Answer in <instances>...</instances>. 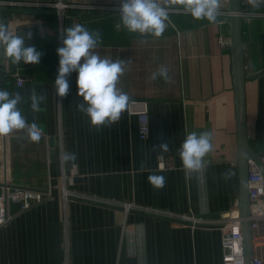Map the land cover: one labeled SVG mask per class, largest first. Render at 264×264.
Returning a JSON list of instances; mask_svg holds the SVG:
<instances>
[{
	"label": "crops",
	"instance_id": "1",
	"mask_svg": "<svg viewBox=\"0 0 264 264\" xmlns=\"http://www.w3.org/2000/svg\"><path fill=\"white\" fill-rule=\"evenodd\" d=\"M241 2L244 13L264 12V3ZM170 18L172 24L156 38L129 32L118 11L70 9L62 26L53 11L11 13L12 33L28 36L24 30H30L26 43L43 56L35 65L0 56V84L18 86L16 72L39 83L34 88L44 102L36 118L45 130L38 143L23 130L0 136V188L19 185L52 193L22 212L12 205L14 218L0 228V264H223L220 226L239 209L230 23L177 13ZM242 22L248 135L264 154V16L243 15ZM75 24L99 34L94 51L101 58L131 61L117 88L148 101L147 139L140 138L138 117L128 109L118 123L92 127L77 108L83 98L77 95L75 72L69 94L56 95V50L63 46L58 37ZM162 65L168 67L169 83L150 79ZM205 131L213 134V151L202 170L186 176L178 149L187 133ZM164 142L166 152L158 147ZM63 152L75 153L76 160L62 165ZM63 169L74 177L69 189L77 195L66 213ZM153 174L165 177L162 189L149 183ZM129 204L136 206L126 212ZM137 207L192 213L206 223L193 225Z\"/></svg>",
	"mask_w": 264,
	"mask_h": 264
},
{
	"label": "clouds",
	"instance_id": "2",
	"mask_svg": "<svg viewBox=\"0 0 264 264\" xmlns=\"http://www.w3.org/2000/svg\"><path fill=\"white\" fill-rule=\"evenodd\" d=\"M221 3L222 0H163V3L161 0H121L119 14L129 32L160 38L168 27L170 9L179 11V5L184 14L215 23L220 15ZM249 3L258 7L264 0H249ZM27 39H31L30 34H13L8 24L0 23V46L6 60L16 65L21 62L40 64L43 52L35 45H28ZM100 42L98 33L94 35L81 24L67 27L62 33L63 46L56 50L59 69L54 81L56 95L65 98L70 90V75L74 72L78 74L77 95L83 100L77 104V108L89 117L91 126L97 129L118 123L132 102L127 93L117 88L120 76L131 61L101 58L94 51ZM159 78H163L166 83L171 81L167 66H160L150 77L152 81ZM30 99L31 111L35 112L39 107L38 97L33 94ZM22 100L19 92L13 95L6 89H0V136L23 130L31 142L38 143L41 140V128L35 122L29 123L21 114L18 105ZM212 140L213 134L209 131L186 134L178 149L186 176L198 173L206 166L205 157L213 151ZM158 147L162 152L169 150L166 142ZM76 158L75 153L63 152L61 164L74 162ZM148 181L154 188L162 189L165 186L163 175H150Z\"/></svg>",
	"mask_w": 264,
	"mask_h": 264
},
{
	"label": "built area",
	"instance_id": "3",
	"mask_svg": "<svg viewBox=\"0 0 264 264\" xmlns=\"http://www.w3.org/2000/svg\"><path fill=\"white\" fill-rule=\"evenodd\" d=\"M162 3V1H161ZM121 4V0H0V23L8 24L12 31L10 12L13 9L17 10H29V11H53L57 18L63 24L64 18L70 9H82L93 11H118ZM228 0H222L220 7L219 23L229 21V17L233 14L229 6H227ZM179 11L170 9L171 14H184L182 7ZM190 15V14H185ZM264 16V12H242V16ZM169 16L168 24H172ZM62 33L58 37L62 42ZM227 41L221 40V45L225 46ZM0 56H2V46H0ZM59 69V64L57 70ZM14 80L18 86H23L26 79L22 77L18 72L13 74ZM128 111L131 115H136L139 122V135L141 139H147L151 132V119L149 111V103L145 99H132ZM264 161V154H262ZM161 165H166V158L161 159ZM64 177V183L61 186L63 191V205L64 212L66 213L69 199L73 196H77L69 189V185L72 184V176H67L66 169L62 171V178ZM249 191L251 199V216L252 229H253V264H264V174L259 165L249 160ZM52 191L39 190L19 185H2L0 188V228L7 225L15 216L12 211V205L18 206L19 211H25L38 203H41L45 199L51 196ZM81 198H86L87 195H78ZM136 205H125L124 209L129 212ZM149 212L154 213L157 216H166L177 221H189L193 225L206 223V220L198 217L194 214H178L170 211H163L159 209H151L149 207H137ZM242 218L240 217L239 209L232 212L226 221L220 226L222 233V249H223V264H244L243 261V243H242ZM67 245V244H66Z\"/></svg>",
	"mask_w": 264,
	"mask_h": 264
},
{
	"label": "water",
	"instance_id": "4",
	"mask_svg": "<svg viewBox=\"0 0 264 264\" xmlns=\"http://www.w3.org/2000/svg\"><path fill=\"white\" fill-rule=\"evenodd\" d=\"M228 6L233 13L229 17L230 23V42L228 49L232 54V74L235 89L236 100V120H237V137H238V155L237 164L239 172V213L242 218V243H243V261L244 264H253L254 248H253V229L251 216V199L249 191V160L255 161L261 168L264 174V161L262 153L257 151L250 143L248 128H247V101H246V77L244 68V51L242 40V2L241 0H228ZM26 11L13 9L10 12ZM47 12V11H34ZM25 33H31L30 30H24ZM2 83V80H0ZM39 83L33 82L29 79L23 86H14L13 89L6 88L0 84V89H6L13 95L19 92L23 100L18 108L21 114L26 117L29 123L35 122L42 130H45L43 123H37L36 113L43 110L38 107L35 112L31 111V97L35 94L38 97V104L44 102V96L36 92L34 86ZM53 140V138H51Z\"/></svg>",
	"mask_w": 264,
	"mask_h": 264
}]
</instances>
